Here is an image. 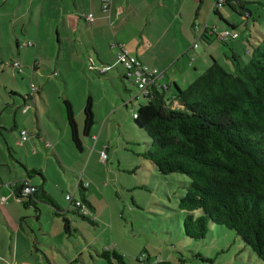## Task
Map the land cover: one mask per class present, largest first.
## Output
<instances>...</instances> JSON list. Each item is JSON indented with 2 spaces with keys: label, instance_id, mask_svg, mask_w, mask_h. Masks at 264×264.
Wrapping results in <instances>:
<instances>
[{
  "label": "rangeland",
  "instance_id": "obj_1",
  "mask_svg": "<svg viewBox=\"0 0 264 264\" xmlns=\"http://www.w3.org/2000/svg\"><path fill=\"white\" fill-rule=\"evenodd\" d=\"M9 1L11 3L7 5L4 1L0 3V101L10 98L12 88H18L17 96L12 98L20 105L18 111L22 114L24 103L31 92V76L26 78L25 70L24 74H21L11 67L14 61L21 63L23 60L18 56L16 39L10 38V32L13 31V18L22 0ZM26 1H23L24 6ZM223 8L225 16L236 18L241 38L232 40L228 45L215 39V43L210 46V52L206 53V59L209 67L216 61L223 69L231 72L234 66L227 57L238 53L247 63L248 51L253 47L247 41L252 42L253 45L257 44L250 39L247 25L255 34L257 31L264 32V7L250 4L254 19L249 21L241 18L227 6ZM254 20L257 22L256 30L253 27ZM218 23L221 28L226 29L224 21L220 20ZM46 24L43 33L47 44L41 61V70L45 78L40 81V86L43 87L41 93L57 119L62 116V119L65 117L64 119L67 120L64 101L69 100L74 106V111L80 113L78 119L81 127L85 124L84 109L88 99L91 98L92 111L96 113L93 129L98 136L103 131L100 143L102 147L107 148L108 155L106 161L101 159L90 161V149L94 148L96 142L84 136V129L81 130V140L88 141L90 144L89 150L87 149L84 155L73 142L71 147H68L66 141H62L66 153L65 162L58 163L55 155L52 154L54 163L48 168L49 174L53 180H66L69 185L73 180L76 185L79 184L80 178L84 180V184H91L88 193L94 190L97 192L94 201L98 208L99 224L96 227L83 222L75 215L68 214V219L80 229L82 235H77L80 242L76 238L74 241H67L61 232L62 220L52 219L49 215L52 208L50 205H45L42 207L43 226L52 229L59 227L60 233L59 237L55 234L50 238L46 234L42 236V239L47 242L53 241L58 246H65L73 257L78 256V262L72 264H96L95 261L98 262L97 264H107L106 260L98 257L97 252L90 246L98 251L107 248L115 249L125 256L128 264H139L138 259L142 256L149 258L151 264L158 262L164 264H264L230 229L211 226L210 233L203 241L190 240L185 236L184 218L187 212L179 208V202L190 181L187 176L181 174L164 176L152 162L144 158L152 140L144 130L136 126L132 113L139 110L145 101L134 100V105H130L129 108L123 107L124 102H127L129 98L132 99L138 95L139 90L136 84L132 83L135 79L131 81L123 78L122 65L105 75L100 73V69L93 70L94 67H91V63L83 53V46L79 43L69 41L60 48L55 41V47L52 48L49 36L53 25ZM136 29L137 27L128 28L129 36L125 40L134 44L137 38L142 41L139 37L140 32ZM85 31L86 26L81 29L80 34ZM56 38L57 35L54 34V39ZM9 42L11 44L14 42V51L9 48ZM204 49L202 48V51ZM95 60H97L96 56ZM6 64L10 65L7 69L4 68ZM22 65L24 66L23 62ZM54 73L58 77H53ZM32 81L38 85L37 78ZM6 86L8 89L5 88ZM165 100L169 102L168 96ZM37 102L43 114L44 106L38 95ZM176 109L179 110V108ZM7 110L11 112V108L8 107ZM30 110L35 114V108L32 107ZM8 121L14 122L12 117ZM67 123L68 120L66 125ZM54 129L58 135L56 139L61 140L62 133L57 124H54ZM71 141L70 139L69 142ZM69 148H72V151ZM74 152L79 159L70 156ZM72 187L71 185L69 189H66L71 195L74 193ZM76 195L77 199L81 197L79 192ZM64 197L67 210L69 202L66 200V194ZM71 209L74 210V208ZM46 248L50 251L47 245ZM82 248L85 251L83 261H80ZM61 257L65 260L64 264H71L65 256L61 255Z\"/></svg>",
  "mask_w": 264,
  "mask_h": 264
},
{
  "label": "crops",
  "instance_id": "obj_2",
  "mask_svg": "<svg viewBox=\"0 0 264 264\" xmlns=\"http://www.w3.org/2000/svg\"><path fill=\"white\" fill-rule=\"evenodd\" d=\"M2 1L5 5L11 3L9 0H0V3ZM23 1L19 4L13 18V34L10 32V38L16 39V50L18 56L23 58L22 62L24 64V66L22 65L23 71L21 74H24L25 70L27 73L26 78L29 75L31 80L37 78L39 86L41 85L40 81L45 78L41 70V61L45 53L44 47L47 44L43 32L46 23H48L53 25L49 36L52 48L55 47V41L60 48L64 47V44L69 41L81 44L84 55L91 63V67H94L92 69L96 71L100 69L102 75L112 73L114 69L119 67L117 63L118 45H124L125 50L137 56L147 67L161 71L162 76L157 81L156 89L161 91L164 99L168 96L170 102L168 104L175 109L182 108L175 98L177 88L185 91L208 69L209 64L206 53L210 52V46L215 43V39H218L219 34L226 30L238 31L236 18L225 16L223 7L217 9V0H112L110 20L101 11L102 0H27L25 6ZM239 1L240 5L245 7V10H241L242 14L240 16L246 21L254 19V12L250 9V4L264 7V0ZM232 5H237V1H232ZM227 7L230 8V6ZM231 10L235 12L233 9ZM90 14H94L96 17L92 23L86 19L87 15ZM47 16L49 17L46 18ZM220 20L224 21L227 26L226 29L219 26L218 22ZM255 23H257L256 20L253 23L256 30ZM85 26L86 31L80 34L81 29ZM230 26H237V28L232 29ZM132 27H137L136 30L140 32L139 37L142 40L140 41L137 38L135 44L125 40L129 36V34L127 35V29ZM247 28L249 29L250 39L256 42L263 39L264 32L257 31L255 34L249 25H247ZM54 34L57 35L56 39H54ZM205 34L208 36L209 44L200 42L201 46L194 49L193 46L196 41ZM121 35L123 36L121 37ZM247 42L252 44L250 41ZM51 44L49 45L51 46ZM13 46L14 42L12 44L9 42V48L12 51H14ZM202 48H205L204 51H202ZM95 56L97 60H95ZM193 58L195 62H192ZM9 66L6 64L4 68L7 69ZM107 67H110V70L102 73L103 69ZM122 68L124 70L122 72L123 78L131 80V78H128L123 66ZM191 68L194 70L192 71ZM56 75L54 73L52 76L55 77ZM132 83L134 82L132 81ZM164 87L167 89H164ZM5 88L8 89L7 86ZM42 88L40 86L38 96L44 106L43 114L39 109L38 102V107H33L35 108V114L31 110L26 114L24 112L20 114L18 111L20 105L12 98L17 96L18 88H12L9 94L10 98L2 101L4 104L0 101V264H64L65 260L61 255L65 256L71 264L78 262V256L73 257L65 246H58L53 241L47 242L42 239V236L46 234L52 238L55 234L59 237L60 233L59 227L56 229L45 228L41 222L42 207L49 204L39 201L37 203L38 212L35 208H27L16 201V194L25 183L29 182L37 188L43 186V189L54 198L53 200L61 211L65 213L67 219L68 214H72L79 217L83 222H88L96 227L99 224L98 208L94 201L97 192L94 190L88 193L91 184L88 188L82 186L77 188L74 180L69 185L66 180H53L49 174L48 168L54 163L53 155H55L58 163L65 162L66 153L62 141L65 140L66 145L71 147L72 141H69L72 140V135L68 123L66 125L67 120L64 119L65 117H63L64 120L62 116L57 119L49 109L45 97L41 93ZM125 88H127L126 85ZM140 100L145 101L144 103L147 104L144 97L141 96L138 101ZM28 102L29 100L25 101L24 106ZM130 105H134V101L131 102L129 98L127 102H124L123 107L129 108ZM8 107L11 108V112L7 110ZM74 114L81 135V130L84 127L80 126L78 119L80 113L74 111ZM11 117L14 122L9 123L8 119L10 120ZM95 117L96 113L94 111ZM54 124L58 125L62 133L61 140L56 139L58 135L54 129ZM21 130L29 131L30 137L24 146L19 147L18 138ZM102 135L103 131L98 136L92 128L90 141H95L96 145L93 146V149H90L91 162L94 159L99 160L101 153L107 151V148L102 147L100 143ZM46 141L52 143L51 148L46 147ZM81 141L84 151H79L84 155L87 149L89 150L90 144L88 141ZM69 150L72 151V148H69ZM76 154L74 152L70 156L79 159ZM26 169H35L42 174V177L37 175L30 177ZM82 182L84 183L83 179ZM71 185L76 200L86 199L92 206L94 220L92 218L90 221L83 220L75 210L69 207L67 210L65 209L64 195L70 193H67L66 189H69ZM77 192L81 196L78 199ZM3 199L4 201H2ZM56 214L57 211L52 208V212L49 214L50 217L62 220ZM69 221L74 228L71 231L72 233L70 235L66 234L63 220L61 232L65 239L71 242L78 238L77 235L81 234V231L73 225L71 220ZM88 244H91V242H88ZM46 245L51 252L46 248ZM90 247L97 252L98 257L102 258L100 253L106 249L98 251L95 247ZM113 250L115 249H110V251ZM81 251L80 261H83L85 250L82 248ZM95 263L98 262L95 261Z\"/></svg>",
  "mask_w": 264,
  "mask_h": 264
},
{
  "label": "trees",
  "instance_id": "obj_3",
  "mask_svg": "<svg viewBox=\"0 0 264 264\" xmlns=\"http://www.w3.org/2000/svg\"><path fill=\"white\" fill-rule=\"evenodd\" d=\"M232 1L224 0V3L241 15L245 7L239 0L237 5H232ZM207 37L205 34L199 41L209 44ZM251 45L247 63L238 53H233L227 57L233 71H226L214 60L185 91L177 88L175 98L181 109L170 106L161 91L153 88L148 96H142L147 104H142L132 115L137 114L136 118L133 116L136 126L152 140L144 158L162 175L181 174L190 181L179 202V208L187 212L185 236L203 241L211 226L230 229L264 263V37ZM64 103L72 142L84 151L73 106L69 100ZM92 109L89 98L84 109L86 137H90L96 123ZM26 172L30 177H42L35 169ZM24 187L18 190L16 198L24 199ZM35 187L36 192L28 195L22 204L38 212L39 201L49 204L62 218L64 230L70 235L74 228L65 213L43 186ZM79 201L94 214L86 199ZM69 207L83 220H92L74 205ZM100 256L107 264H128L115 250L106 249ZM142 257L144 263L151 264L149 258ZM138 261L140 264V258Z\"/></svg>",
  "mask_w": 264,
  "mask_h": 264
},
{
  "label": "built area",
  "instance_id": "obj_4",
  "mask_svg": "<svg viewBox=\"0 0 264 264\" xmlns=\"http://www.w3.org/2000/svg\"><path fill=\"white\" fill-rule=\"evenodd\" d=\"M112 0H102L101 3V11L105 17L108 18V20L111 19V12H112ZM217 9H221L225 6L224 0H217ZM95 15L90 14L87 15V21L92 23L95 20ZM241 38V35L236 30H226L224 32H221L218 36V39L223 41L224 43H228L230 40H235ZM200 39L196 41L194 44V49L199 48ZM30 46L32 44H29ZM118 53H117V63L119 65H122L124 69L126 70L128 78H131V80H134V84H136L137 89L139 90L138 95H136L131 100H138L141 96H148L151 93V90L153 88H156V84L160 76H162V73L159 69L156 68H149L146 64H144L137 56L133 55L131 52L125 50L124 45L119 44L118 45ZM192 62H195V59H192ZM11 67L15 70H17L19 73L22 72V64L19 61L14 62ZM110 70V67H107L103 69L102 73H105ZM164 89H167L164 87ZM30 95L27 98V101L29 102L24 106V113L28 112L32 107H38L37 104V95L40 92V86L35 84L32 80L30 83ZM135 118L137 117V114L134 113L133 115ZM30 137V133H28L26 130L20 131V137L18 138V146H24ZM46 147L51 148L52 143L50 141H46ZM107 152L103 151L100 155V159L102 161L107 160ZM89 183L84 184L82 182V179H80L79 184H77V188L82 186L83 188H88ZM36 192V187L25 183L24 190L22 192L23 198H27L28 195H31ZM24 199L16 198V201L22 204V201ZM66 200L69 202V204L74 205L76 208H79L83 216L90 217L94 220V217H91L92 213L89 211V209L82 204L81 201L76 200L75 193L74 194H68L66 195ZM140 264H146L145 258H140Z\"/></svg>",
  "mask_w": 264,
  "mask_h": 264
}]
</instances>
